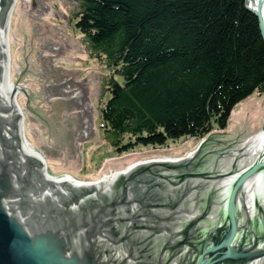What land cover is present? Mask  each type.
<instances>
[{
  "label": "water",
  "instance_id": "water-1",
  "mask_svg": "<svg viewBox=\"0 0 264 264\" xmlns=\"http://www.w3.org/2000/svg\"><path fill=\"white\" fill-rule=\"evenodd\" d=\"M261 2L244 5L264 39ZM10 6L0 0V264H264V161L212 150L211 133L191 158L138 164L112 185L43 172L11 105L18 85L7 98Z\"/></svg>",
  "mask_w": 264,
  "mask_h": 264
},
{
  "label": "trees",
  "instance_id": "trees-1",
  "mask_svg": "<svg viewBox=\"0 0 264 264\" xmlns=\"http://www.w3.org/2000/svg\"><path fill=\"white\" fill-rule=\"evenodd\" d=\"M77 1L75 28L123 77L99 106L116 154L201 139L264 93V39L244 0Z\"/></svg>",
  "mask_w": 264,
  "mask_h": 264
},
{
  "label": "rangeland",
  "instance_id": "rangeland-1",
  "mask_svg": "<svg viewBox=\"0 0 264 264\" xmlns=\"http://www.w3.org/2000/svg\"><path fill=\"white\" fill-rule=\"evenodd\" d=\"M15 3L9 28L11 81L22 89L14 97L31 144L47 158L55 174L68 172L72 178L92 180L135 163L188 157L210 139V133L220 138L212 150L226 145V150H232L244 136L261 128L264 93H253L236 104L222 130H212L201 139L170 141L162 148L114 153L99 127V106L110 95L109 78L122 82L123 77L104 55H95L75 28L78 1Z\"/></svg>",
  "mask_w": 264,
  "mask_h": 264
},
{
  "label": "bare ground",
  "instance_id": "bare-ground-1",
  "mask_svg": "<svg viewBox=\"0 0 264 264\" xmlns=\"http://www.w3.org/2000/svg\"><path fill=\"white\" fill-rule=\"evenodd\" d=\"M257 0H247L248 4H250L252 7H254L255 3ZM16 0H12V5L10 6L9 9L7 10V98H11L12 97V93L15 91V87L11 81V77H12V57H11V44H10V37H9V28H10V19L12 16V10L15 6ZM261 4V13L264 17V0H262ZM19 89L21 90L22 87L19 86ZM18 94V93H17ZM16 94V95H17ZM11 105L14 111V114L17 115L19 117L18 120V126L19 129L21 131V134L28 146V149L31 153L32 156L37 157L39 160L43 161L44 163V170L43 172L45 174H50V175H55V176H60V177H66V178H70V184H83V185H112L114 180L116 178H118V176L120 175H125L127 174L129 171H131L132 169L136 168V165L138 164H133L131 166H128L126 169L122 170V171H117L111 174H107V175H103L102 177H99L97 179H92V180H80L77 178H72V176L68 173V172H63L61 175L55 174L54 172H52L51 170V166L50 163L48 162L47 158L41 153L39 152L34 145L31 144L30 138H28L30 136V134H28V130H27V125H26V120L23 117V113L21 112V107L17 102V96H15L14 98L12 97V101H11ZM232 150H244L247 154H249L255 161H260L263 160L264 161V130H262V128L257 129L255 132H253L250 135H246V137L244 136V138L242 139V143L239 144L237 146V148H234ZM193 152V151H192ZM188 154V157L186 158H191V154ZM184 158V157H183ZM183 158H174V157H170L168 160H156V162H163V161H167V162H180ZM153 161V160H152ZM155 162V161H153ZM264 177L261 176L258 181L263 180ZM261 187H257L253 192H251L249 194L250 199L252 204L254 203V197L255 194H258V191L261 190ZM262 192V191H261ZM239 198V205H243L245 207H247V203L245 200V197H238ZM263 196L261 197V202L264 201ZM254 213V208H252L250 215H253ZM255 229H257V227H255ZM262 242V241H261ZM261 244V243H260Z\"/></svg>",
  "mask_w": 264,
  "mask_h": 264
}]
</instances>
